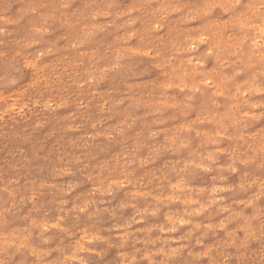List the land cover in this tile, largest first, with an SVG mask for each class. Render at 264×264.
Instances as JSON below:
<instances>
[{
	"label": "rangeland",
	"instance_id": "374dc122",
	"mask_svg": "<svg viewBox=\"0 0 264 264\" xmlns=\"http://www.w3.org/2000/svg\"><path fill=\"white\" fill-rule=\"evenodd\" d=\"M181 263L264 264V0H0V264Z\"/></svg>",
	"mask_w": 264,
	"mask_h": 264
},
{
	"label": "bare ground",
	"instance_id": "6f19581e",
	"mask_svg": "<svg viewBox=\"0 0 264 264\" xmlns=\"http://www.w3.org/2000/svg\"><path fill=\"white\" fill-rule=\"evenodd\" d=\"M171 6V5H170ZM139 8V7H138ZM212 8V7H211ZM2 17H3V15H2ZM162 17V16H161ZM65 18V17H64ZM234 21V20H233ZM175 22V21H174ZM236 25V24H235ZM253 27V26H252ZM243 30V29H242ZM130 33V32H129ZM85 35V34H84ZM198 39V38H197ZM243 41V40H242ZM252 43V42H251ZM258 45V44H257ZM192 46V45H191ZM259 50V49H258ZM149 51V50H148ZM66 56V55H65ZM222 62V61H221ZM27 64V63H26ZM135 66V65H134ZM13 68V67H12ZM240 71V70H239ZM38 76V75H37ZM44 82V81H43ZM92 82V81H91ZM166 86V85H165ZM194 86V85H193ZM258 90V89H257ZM245 92V91H244ZM220 93H221V91H220ZM254 94V93H253ZM19 101V100H18ZM59 103V102H58ZM8 107H10V106H8ZM11 108V107H10ZM53 109V108H52ZM18 110H19V108H18ZM227 129V128H226ZM96 131V130H95ZM149 158V157H148ZM207 224V223H206ZM198 227V226H197ZM44 228V227H43ZM84 230V229H83ZM3 236V235H2ZM128 243V242H127ZM182 264V263H181Z\"/></svg>",
	"mask_w": 264,
	"mask_h": 264
}]
</instances>
